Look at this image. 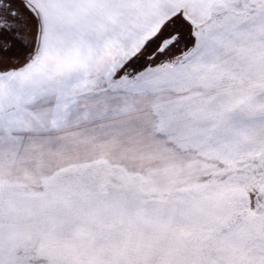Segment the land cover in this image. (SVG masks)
<instances>
[{
    "label": "snow or ice",
    "instance_id": "1",
    "mask_svg": "<svg viewBox=\"0 0 264 264\" xmlns=\"http://www.w3.org/2000/svg\"><path fill=\"white\" fill-rule=\"evenodd\" d=\"M0 264H264V0H0Z\"/></svg>",
    "mask_w": 264,
    "mask_h": 264
}]
</instances>
